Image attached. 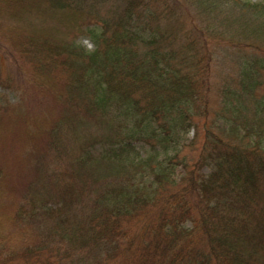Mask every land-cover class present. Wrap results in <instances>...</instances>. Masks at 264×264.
I'll return each mask as SVG.
<instances>
[{
  "label": "trees",
  "instance_id": "trees-1",
  "mask_svg": "<svg viewBox=\"0 0 264 264\" xmlns=\"http://www.w3.org/2000/svg\"><path fill=\"white\" fill-rule=\"evenodd\" d=\"M6 19L0 264H264V1L0 0ZM216 43L239 68L208 121Z\"/></svg>",
  "mask_w": 264,
  "mask_h": 264
},
{
  "label": "rangeland",
  "instance_id": "rangeland-1",
  "mask_svg": "<svg viewBox=\"0 0 264 264\" xmlns=\"http://www.w3.org/2000/svg\"><path fill=\"white\" fill-rule=\"evenodd\" d=\"M250 1L252 3H262L264 0H246ZM192 16L189 13H184L182 16V27L188 28L190 26ZM4 23L7 26H2L0 28V32H2V36L6 37L7 34L10 32L11 27H15L14 22H10L8 19L4 20ZM3 23V25H5ZM93 27V26H91ZM1 35V34H0ZM77 43L81 45L82 47L86 48L87 50H94L95 46L93 42L91 41L89 35H84L81 36L78 40ZM4 45V42L0 40V103H5L8 102L10 104H17L19 102V92L16 91L13 87L18 85V79L15 78V75L11 78L9 82H6L3 85V81L9 76L11 73L9 68L11 69V66L9 64V60L6 58L4 53L2 52V47ZM214 47L210 46L214 50V59L212 62V69H211V92H210V111H211V116L208 119V121H212L215 118L216 111L218 110L221 102V96H220V89L223 83L225 82H230L233 81L237 78V70L239 68V65L236 61L235 58L231 57L230 55L226 56L224 52V48L226 47L224 43L221 44H214ZM23 64V63H22ZM12 70V69H11ZM23 71V70H22ZM3 86H2V85ZM202 123H200L201 127L198 129V133L196 136V129H192L190 133L186 136V141L190 142L193 139L196 138V144L198 146L201 145L203 138H204V131L202 128ZM11 154L14 153L15 148L14 145L11 146L10 148ZM143 151V150H142ZM144 152V151H143ZM190 156H194L195 152L190 151L189 152ZM139 246H134L132 250L137 251ZM63 255V253H61ZM62 255L55 257L54 259H59L62 257ZM65 256V255H64ZM70 258L64 259V263H70L71 264H78V256H69ZM90 264L92 263L93 260L89 259L88 260ZM130 264H136V259L133 258L130 262Z\"/></svg>",
  "mask_w": 264,
  "mask_h": 264
}]
</instances>
